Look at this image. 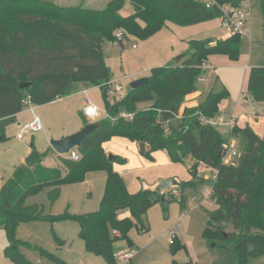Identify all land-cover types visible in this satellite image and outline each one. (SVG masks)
Returning <instances> with one entry per match:
<instances>
[{
    "label": "trees",
    "instance_id": "obj_1",
    "mask_svg": "<svg viewBox=\"0 0 264 264\" xmlns=\"http://www.w3.org/2000/svg\"><path fill=\"white\" fill-rule=\"evenodd\" d=\"M125 1L109 0L104 8L94 9L63 6L54 0H0V140L5 127L21 111L26 95L32 104L41 105L78 92L80 85L82 90L99 85L106 111V117L97 122L99 126L74 149L79 158L61 156L64 174L60 168L43 165L51 149L39 151L33 140L29 142L25 162L15 166L0 187V229L7 241L4 256L12 264H41L24 255L23 248L29 242L17 237L19 224L73 219L79 224L86 250L102 254L109 264H115L113 243L122 239L130 242L127 233L134 225L127 216L119 217L120 212L128 208L139 224L148 207L162 201V195L154 189L128 192L123 178L112 169V161L124 159L108 158L102 145L113 135H123L145 143L147 148L142 153L149 158L153 151L164 149L172 161L186 163L191 159L193 164L188 169L194 178H198V163L215 171L210 196L216 207L207 210L208 225L203 235L214 242L212 264H248L251 258L263 257L264 133L259 136L248 124L240 127L235 123L231 134L241 140L239 153L233 162L226 163V139L207 122L218 113L226 89L208 91L197 104L182 108L186 96L197 91L196 83L209 55L236 58L240 35L188 40L189 51L182 63L152 67L145 84L129 86L122 98L111 102L106 98L110 73L101 49L103 38L113 41L117 28L123 38L126 34L145 38L168 21L188 25L218 18L221 12L216 3L237 5L240 0H214L216 3L209 7L202 0H128L131 11L122 15ZM259 7L264 19V0H259ZM22 81L29 85L21 87ZM247 93L253 101L264 104V66L249 69ZM143 103L148 106L138 108ZM123 111L132 116L125 118ZM101 168L106 169V182L100 207L94 212L65 211L47 217L38 205L24 204L27 195L45 187L54 201L61 185L80 181L88 171ZM194 184L193 180L179 181L173 188ZM168 196L167 201L173 197L172 193ZM184 202L182 196L181 205ZM228 226L232 231L226 230ZM44 253L65 264L50 252ZM170 264L194 262L172 260Z\"/></svg>",
    "mask_w": 264,
    "mask_h": 264
},
{
    "label": "rangeland",
    "instance_id": "obj_2",
    "mask_svg": "<svg viewBox=\"0 0 264 264\" xmlns=\"http://www.w3.org/2000/svg\"><path fill=\"white\" fill-rule=\"evenodd\" d=\"M108 1L54 0L56 4L63 6L84 5L94 9L104 8ZM245 4L248 10L247 33L240 34L237 57L233 59L225 54L209 55L206 61L208 67L205 69L204 66L205 70L196 83L197 90L203 91L204 94L211 90L226 89L227 96L221 101L215 117L220 114L227 120L231 116L239 117L240 113L252 115L255 111L261 112L264 107L263 103L249 99L250 96L247 93L249 69L264 66V19L260 11L259 0H245ZM130 11L131 7L126 0L120 13L128 15ZM220 24L219 17L188 25L168 21L163 27L145 38L126 34L122 42L118 44H114L108 38H103L101 49L110 73V81L121 85L125 92L132 81L149 77L152 67L182 63L186 55L178 63L175 62V58L189 51L188 40L212 35L221 36L226 31L221 29ZM117 30L119 28L115 31ZM79 87L80 90L76 93L46 104L31 105L33 118L36 115L41 124L39 131L24 133L23 138L18 139L17 134L23 125L20 127L16 121L10 122L5 127L4 138L0 140V155L4 154L2 153L4 150L18 151V149L27 148L32 135H34L37 150L51 149L52 140L79 131L84 122L88 124L104 119L106 117L104 91L99 85L90 86L86 91L82 90L83 86ZM84 98H88L90 103L99 110L100 114L95 119H86L83 116L82 101ZM106 98L110 102L115 98L108 87ZM188 98L189 96H186L185 101ZM198 99L201 98L198 96ZM147 106L148 104L143 103L139 104L138 108ZM23 107L29 108L26 105ZM121 113L128 118L129 112ZM115 118L116 115L111 119ZM65 131L70 133L65 134ZM102 147L108 154L124 159V161H112L111 167L123 178L125 187L130 193L144 189L145 183H152L165 175V177H176L181 182L189 180L195 182L194 185L182 189L179 187L176 190L174 186L164 189L166 193L161 194L162 196L169 197L168 195L172 193L170 190L174 191L171 200L157 201L150 205L142 214L139 224L128 208L122 210L134 223L127 236L131 243L137 245V249L133 248L134 251L128 262L120 263L114 257V253L117 250L129 249L132 245L122 239L127 242V246L124 247L120 245V242L117 244L118 240H116L113 244L115 264H170L172 260L178 262L191 260L196 261V264H212L214 242L208 241L203 235L208 225L207 210L216 207L210 196L212 180L215 178L214 170L203 163H198L196 168L198 178H194L188 169L193 164L191 159H188L186 163L172 161L164 149L153 151L152 158H149L140 152L139 142L123 135L111 136ZM236 152L239 153L238 149ZM108 154L106 153L107 156ZM229 156L227 154L228 160H230ZM236 156L232 158L233 161ZM55 167L60 168L62 174L65 173L61 159ZM105 182V168L88 171L80 181L61 185L59 195L54 201L49 197L50 189L45 187L27 195L24 204L26 206L38 205L47 217L65 211L70 214L94 212L100 207ZM182 196L185 202L181 205ZM142 226L140 230L139 227ZM175 227L178 230L176 243L173 245L169 242L170 229ZM232 229L231 226L226 227L228 231ZM112 232L116 233L115 230ZM16 235L29 242V246L23 248V253L34 262L58 264L45 255L44 251H48L63 260L65 264H109L102 254L86 250L84 241L79 236V224L73 219H62L55 222L48 219L22 222L17 227ZM6 242L5 232L0 229V264H11V261L3 254ZM189 249L192 251V258L189 256ZM248 264H264V256L251 258Z\"/></svg>",
    "mask_w": 264,
    "mask_h": 264
},
{
    "label": "crops",
    "instance_id": "obj_3",
    "mask_svg": "<svg viewBox=\"0 0 264 264\" xmlns=\"http://www.w3.org/2000/svg\"><path fill=\"white\" fill-rule=\"evenodd\" d=\"M226 36H228V33L225 32V34H222L221 36L218 35V37H216L214 35L209 36V37L224 38ZM204 66L206 69L208 67V64H205ZM86 90H88V89H86ZM86 90H83V91H86ZM187 96H189V98L183 102L182 108L184 106H193V105L197 104L199 102V100H201L203 98L204 93H203V91L200 92L199 90H197L193 93H190ZM198 96L201 99H198ZM197 99H198V101H197ZM249 99H251V98H249ZM257 103H259V102H257ZM220 105L221 104H219V108H220ZM218 116H220L222 118V121L216 122L214 127L226 139V144H228V146H229L228 148H232L230 150H237L239 148V145L241 142L240 138L238 139V137H234L231 134L232 126L230 124V121L232 119H234L235 123L240 127L244 126L245 124H248L254 130V132L259 136H262L264 133V107H263V110L261 112L255 111L252 115L240 113L239 117L236 118V117L231 116V118L228 120L220 114ZM32 119H33V114H32V112H30L29 108L22 107L21 111L18 112L14 116L13 121H16L17 123H19V126L21 127L22 125L24 126L25 124L31 122ZM75 130H77V129H75ZM68 132L69 131H65V134L70 133V132L69 133ZM71 132H75V131H71ZM18 139H22V138H18ZM31 139L34 141V135H32ZM146 148H147V146L145 144V149ZM29 150H30V147L27 146V148H21V149H18V151H7V150L2 151V153H4V154L0 155V187L3 184V182L8 177L11 176L14 167L25 162V158H26V155L29 153ZM139 150H140V148H139ZM105 152L108 154L107 151H105ZM63 155H65V154H63ZM61 156H62L61 154L57 153L51 147L50 153L43 160V165L48 166V167H55V164L57 165L58 163H60ZM229 158H230V160H232V158L230 156H229ZM165 176L159 177L157 180H155L152 183H145L144 188L147 187V188L155 189V187L164 178H172V179H175L177 182L179 181L176 177H165ZM124 216H126V213L124 211H121L119 214V217H124ZM116 242H117V244H119V242H120V245H123L124 247L127 246V242L124 240H118ZM113 244H115V242ZM132 247H135L137 249V245L134 243H132ZM189 256H190V258H192V251L190 249H189ZM194 264H196V261L194 262Z\"/></svg>",
    "mask_w": 264,
    "mask_h": 264
},
{
    "label": "built area",
    "instance_id": "obj_4",
    "mask_svg": "<svg viewBox=\"0 0 264 264\" xmlns=\"http://www.w3.org/2000/svg\"><path fill=\"white\" fill-rule=\"evenodd\" d=\"M205 2L206 6L209 7L210 5L216 3L214 0H202ZM218 8L220 9V26L223 30H225L228 34H246L247 32V25H248V10L247 6L245 4V0H240V3L237 5H233L231 3H223L219 4L216 3ZM115 39L113 40L114 44L121 43L123 40V33L121 30H117L114 32ZM108 90H110L115 98H122L124 95L123 87L119 84H116L115 82L109 81ZM61 98L60 96H57L56 99ZM22 104L29 107L30 112H33V107H31L32 102L29 97V95H26L22 99ZM83 110L82 114L86 119H95L99 116L100 112L99 110L93 106L88 98H84L83 102ZM127 114V113H126ZM132 114L128 113V117H131ZM222 121V118L220 116L213 117L207 120L208 123H210L212 126L215 125L216 122ZM231 126L233 127L235 125L234 119L230 121ZM41 127L39 118L35 115L31 122L25 124L21 129L20 132H18L17 137L23 138L24 133L36 131L39 130ZM224 147L226 148V153L223 155V161L224 162H233L232 160H228L227 154L230 155L231 158L235 157V155H238L236 150H230L228 147V144H224ZM68 157L74 160H77L79 158V154L74 149H71L68 152ZM172 191V189L170 190ZM166 193L165 190H161L160 194ZM177 228L170 229V240L169 242L172 243L174 238L177 236ZM135 247H131L129 249H123V250H117L114 253V257L117 261L120 263H126L131 259L132 252L134 251Z\"/></svg>",
    "mask_w": 264,
    "mask_h": 264
},
{
    "label": "water",
    "instance_id": "obj_5",
    "mask_svg": "<svg viewBox=\"0 0 264 264\" xmlns=\"http://www.w3.org/2000/svg\"><path fill=\"white\" fill-rule=\"evenodd\" d=\"M185 54H181L178 57L175 58V62L178 63L179 60L184 56ZM149 80V77H142L137 80L132 81L129 86L130 88H137L139 86H142ZM26 85H29L28 82H20V86L24 87ZM99 126V123L93 122L83 125V127L70 135L61 137L56 140L51 141V147L59 154H68V152L71 149H75L77 147H80L82 145V142L84 139L96 128ZM1 137V136H0ZM139 148L141 152L145 151V143L140 142ZM113 156L111 154H108V158H112ZM177 181L172 178L163 179L160 181V183L155 187V190L157 192H160L162 189L170 188L177 185ZM168 197L166 195L162 196V200H167ZM214 245V244H213Z\"/></svg>",
    "mask_w": 264,
    "mask_h": 264
}]
</instances>
